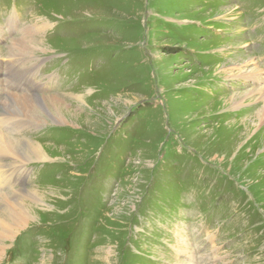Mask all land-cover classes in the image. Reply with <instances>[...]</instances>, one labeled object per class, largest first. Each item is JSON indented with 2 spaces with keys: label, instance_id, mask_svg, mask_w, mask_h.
<instances>
[{
  "label": "rangeland",
  "instance_id": "1",
  "mask_svg": "<svg viewBox=\"0 0 264 264\" xmlns=\"http://www.w3.org/2000/svg\"><path fill=\"white\" fill-rule=\"evenodd\" d=\"M262 77L264 0H0V132L49 156L0 152V216L45 201L0 264H264V147L223 115Z\"/></svg>",
  "mask_w": 264,
  "mask_h": 264
},
{
  "label": "bare ground",
  "instance_id": "2",
  "mask_svg": "<svg viewBox=\"0 0 264 264\" xmlns=\"http://www.w3.org/2000/svg\"><path fill=\"white\" fill-rule=\"evenodd\" d=\"M238 69L239 70H238V73L236 75V78L239 79V78H243L244 76L250 75L249 77H251L250 78L251 80H255V81H259L260 80L258 78V74H255V72H252V71L251 72H249V71L247 72L244 69V64L239 65ZM262 78H264V77H262ZM25 92H27V90ZM255 96H259L260 97L258 102L256 101L257 104L255 106L261 105V108L259 109V111L253 112L252 110H253V108L255 106H251L249 103H246L245 100L248 99V98H254L255 99ZM20 98H22V97L20 96ZM18 101H19V99H18ZM35 101H37V100H35ZM223 104H224V107H225V110L223 112L224 116H229V115H231L233 113H238L237 114L238 120H236L234 123L228 124V126L230 127L229 130L227 129L228 130L227 134L229 135V133H230L229 140H227V141H229V144L227 146H225V151L226 150L227 151L224 152V153H231L232 150L234 149L235 145L239 143L238 145L240 146V143H241L242 147L240 146L239 150L240 149L243 150V155L242 156H237V158H235V161L237 163H240V162L245 161V159H249L250 160L251 154H253L252 153L253 151L251 153H248L247 147H250V150L253 149L254 147H259V146L260 147L261 146L264 147V125H261L264 122V87H262V88L258 87L257 90L255 89L254 91H251L248 94H246V93L237 94V95H233L231 97L225 98V100L223 101ZM22 111H23V109H22ZM58 118H59V120H58L59 122H62V123L64 122V118L61 115H59ZM8 120H9L8 124H10V120L11 119H8ZM2 122H3V120H0V123H2ZM6 122L7 121H5V123ZM26 122H28V121H26ZM15 123H16L15 126H12L13 123H11L9 127H18V129H19L20 127L21 128L25 127V124H26L25 121H21V120H20L19 123L17 121H15ZM259 124H260V127H258ZM257 127L259 129H258V132L256 133V135L251 137V139L248 140L246 143H243L244 139H246L252 133V131L255 130ZM7 130H8V128H7ZM254 137H256V138L254 139ZM214 142H216V140H214ZM21 151L24 152L25 156L21 153ZM0 152L1 153H6V152L10 153L11 156L7 157V158H10L11 164L12 163L20 164V163L25 161L24 160L25 157H26V160H28V161H30V160L31 161L32 160H37V161L49 160V156H47L46 153L44 151H42V148L40 146L35 145V144L31 143L28 140L22 141V142L16 141L12 137H6V135H4L1 132H0ZM18 154H20L23 158L21 156H19ZM255 157H254L255 158L254 163L252 164V162H251L250 164H252L251 166L255 167V170L259 169V172L262 173L264 171V155L255 156ZM21 166H22V164H21ZM2 180L5 183H7L6 184L7 186L10 187V184L13 181V176H12V174H6L5 171L4 172L0 171V181H2ZM9 187H8V190H9ZM21 193H22V191H21ZM30 195H32V194L30 193ZM29 198H30L29 199L30 203H27L29 201V200L27 201V199H24V201L23 200L21 201L20 200L21 198L20 199L19 198H13L12 199V198L4 197V199H2V202H1L2 204L1 205H5L7 211L5 213H3L2 216H0V262L2 261V256L4 255L3 254L4 253V251H3L4 247L1 245V241L4 240V239H8V238L12 237V235L18 229H20L23 226L22 224H25V223L28 222V218L31 219L30 214L27 211V209L24 207V205H29L31 203L32 204L35 203L37 205H40V203L43 204L45 202L42 198H39L37 196H31ZM179 253L181 254L183 252L180 251Z\"/></svg>",
  "mask_w": 264,
  "mask_h": 264
}]
</instances>
